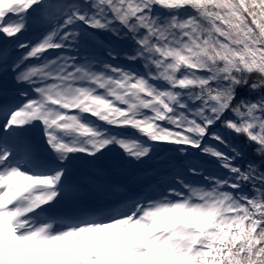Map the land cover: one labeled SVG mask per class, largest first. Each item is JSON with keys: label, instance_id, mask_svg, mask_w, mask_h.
<instances>
[{"label": "rangeland", "instance_id": "374dc122", "mask_svg": "<svg viewBox=\"0 0 264 264\" xmlns=\"http://www.w3.org/2000/svg\"><path fill=\"white\" fill-rule=\"evenodd\" d=\"M37 1L40 4L36 8L33 3ZM65 1L68 2L28 0V8L36 15L44 12L63 18L60 29L66 37L63 44L66 49L73 46L76 48L77 43L82 41L85 51L105 55L106 60L114 62L119 70L132 67L138 73L137 67L141 65L147 70L142 74L148 72L152 78L156 73L158 76L160 69L159 75L163 74L166 80L164 84L177 86L179 91L205 82L209 76L203 73V67L208 68V62L211 65L222 64L212 75L232 72L238 66L249 72L260 71L264 75L263 50L251 39V33L245 31L244 17L236 0H195L187 4L183 0H80L82 4L89 5L87 7L72 2L68 5ZM1 2L4 3L0 0ZM6 2L7 6L14 4L13 0ZM6 2L2 5L4 10ZM9 13L7 10L8 16ZM9 26L12 28L11 22ZM138 43L141 46L138 47ZM142 76L130 89L120 80L121 76L113 78V92L119 101V96L122 95L123 99V94L133 91L144 108L161 103L159 92L165 86L158 84L147 89ZM139 92L143 95L139 96ZM181 94L179 92V96ZM143 96L145 99H142ZM131 99H134L133 93ZM170 100L174 101L172 98ZM215 101L219 102V99L216 98ZM251 101L253 110L245 109L242 114L237 112V117L244 120L246 117L245 123L251 125L249 132L256 142H259L257 139L264 141V92L258 101ZM140 104L135 106L140 108ZM176 106L170 108L174 111L172 114L162 115L163 121L172 127L184 129L189 119L186 115V120L180 119L179 115L183 110H175ZM192 109L196 111L195 107ZM199 112L198 118L204 111L200 109ZM190 129L187 130L188 136L195 133L194 128ZM203 134L211 139L215 138V133L204 131ZM165 138L166 136L162 137ZM53 146L56 148V144L53 143ZM149 146L153 150L152 145ZM208 156L205 152L197 156L198 169L207 166L208 159L210 160ZM200 188L201 184L192 186L189 191L191 197H186L185 210L169 219L166 217L165 222L162 216L158 217L160 219L157 224L147 235L137 234L139 231L131 229L132 227H119L121 231L114 228L103 233L98 230L90 237L87 246L85 243L74 254L68 253V256L59 259L46 249L50 241L58 240L55 236L39 239L22 235L24 238H19L20 241L9 248L13 256L2 264H8L17 258L23 261L18 264H75L77 261L85 264H162L167 260L184 264L187 259L179 249L171 250L174 244L189 246L190 251L193 244L198 248H212L217 238L222 242H229L232 237L230 230L238 224L236 210L225 208L228 203L226 194L222 192L221 197H218L209 188ZM143 238L144 243L141 241ZM163 239L169 243L160 247ZM170 241L175 243L171 245ZM61 247H68V243ZM100 248L108 254L103 261L96 263L89 257V253L91 250L100 251ZM161 254L166 256L161 257ZM153 255L156 257L153 258Z\"/></svg>", "mask_w": 264, "mask_h": 264}, {"label": "trees", "instance_id": "16d2710c", "mask_svg": "<svg viewBox=\"0 0 264 264\" xmlns=\"http://www.w3.org/2000/svg\"><path fill=\"white\" fill-rule=\"evenodd\" d=\"M194 1L183 0L186 4ZM236 1L244 17L245 31L251 33V39L260 45L264 55V0ZM122 57L125 58L124 55ZM207 65L208 68L203 67V73L209 78L200 86L191 85L181 91L177 86L164 84L166 80L163 74L159 75L160 69L158 76L156 73L152 78L147 72L150 77L147 82L151 84L143 80L147 89L158 84L165 86L159 92L162 95L161 103L144 108L132 91L134 99L127 93L123 94V99L122 95L119 96L121 101L117 102L122 108L110 105L105 111L106 117L118 129L126 130L134 136L130 140L135 143V147L152 145L156 155L163 153L160 156L164 162L183 153L189 160V171L185 175L190 176L192 185L201 184L200 189L209 188L212 194L220 197L223 192L228 202L225 208L236 210L238 224L230 230L232 237L227 243L217 238L212 248H198L193 244L190 251L189 246L170 241L171 245L174 244L171 250L179 249L187 259L184 264H264V141L257 139L259 142H256L249 132L251 125L245 123L246 117L245 120L237 117V112L242 114L245 109L253 110L251 99L258 101L264 92V75L260 71L249 72L239 66L232 72L212 75L222 64L211 65L208 62ZM137 68L139 72L132 78L133 69L122 71L129 79L126 82L128 87H133L141 74L147 71L141 65ZM179 92L182 93L180 96ZM138 95L143 94L139 92ZM216 98L219 102L215 101ZM136 104H140V108ZM175 105V110H183L180 119H189L184 129L172 127L163 121L162 115L172 114L174 111L170 108ZM192 107L196 108L195 112ZM200 109L204 112L198 118ZM190 128H194L195 133L188 136L187 130ZM204 131L215 133V138L204 136ZM164 136L166 138L162 139ZM203 152L209 154L210 160L207 166L198 169L197 156ZM184 210V206L179 210L170 209L166 213L167 219ZM166 243L169 241L163 239L160 247ZM164 256L161 254V257ZM162 264L178 263L167 260Z\"/></svg>", "mask_w": 264, "mask_h": 264}, {"label": "bare ground", "instance_id": "6f19581e", "mask_svg": "<svg viewBox=\"0 0 264 264\" xmlns=\"http://www.w3.org/2000/svg\"><path fill=\"white\" fill-rule=\"evenodd\" d=\"M1 57V56H0ZM8 61V59L7 58H4L3 59V63H6Z\"/></svg>", "mask_w": 264, "mask_h": 264}]
</instances>
